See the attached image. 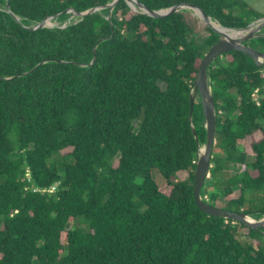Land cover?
Segmentation results:
<instances>
[{
  "label": "trees",
  "instance_id": "trees-1",
  "mask_svg": "<svg viewBox=\"0 0 264 264\" xmlns=\"http://www.w3.org/2000/svg\"><path fill=\"white\" fill-rule=\"evenodd\" d=\"M110 1L0 0V264H264V227L192 196L205 128L198 94L190 119L187 100L220 36L187 8L152 17ZM137 1L192 3L225 27L263 15L240 0ZM49 16L59 24L28 28ZM245 44L264 52V35ZM206 75L215 130L199 196L258 220L264 64L229 50Z\"/></svg>",
  "mask_w": 264,
  "mask_h": 264
},
{
  "label": "water",
  "instance_id": "water-1",
  "mask_svg": "<svg viewBox=\"0 0 264 264\" xmlns=\"http://www.w3.org/2000/svg\"><path fill=\"white\" fill-rule=\"evenodd\" d=\"M116 2L117 0H111L110 2L106 3L104 6H106L110 10ZM125 2L128 4L130 8L137 9L140 12L146 13L152 17L164 16L170 12L177 11L179 9H184V8L190 9L192 13H194V15H196L204 24L208 25L212 31H214L220 36L216 41H214L212 44L209 45V47L202 55L198 63L194 78L192 80V90L193 92H196L199 96V102L201 105V111L204 121L203 126L205 128L204 142L202 146L199 148V153L194 163L192 196L196 207L202 212H205L210 215L231 218L238 222H243L244 224H246L251 228L264 227V216H262L258 220H254L248 217L247 215H244L241 212H234L225 208H221L220 206L210 205L207 202L201 200L199 196V189L203 183V179L208 175L207 172L209 167V156L214 141V130H215V116L213 110L214 104H213L212 96L210 94L206 69L216 56L229 50H239L243 52L248 57H250L256 65L264 64V52L258 51L255 48H252L249 45L245 44V41H248L249 39L255 36L264 35V33L259 32V29L264 25V15L251 20L242 27H225L217 23L221 28L224 29V31H222L212 26L210 21L213 20H211L210 17L202 11V9H200L197 5L192 3L174 4L167 8L151 10L146 8L137 0H125ZM5 5H6V10L10 12L9 9H7L8 4ZM93 10L94 8H90L81 12H72L71 15H82L83 13H87ZM53 17L54 16H49L41 20L40 22L29 26L28 28L34 29L43 26L52 27V25L48 24V21ZM68 18H67V22H68ZM64 25L65 24H62L60 25V27H63ZM102 39L103 38L99 40ZM193 92L189 93L187 100L188 119L191 118V114H192L193 98H194ZM191 133L194 136V140L197 141L195 130L192 126H191Z\"/></svg>",
  "mask_w": 264,
  "mask_h": 264
},
{
  "label": "rangeland",
  "instance_id": "rangeland-1",
  "mask_svg": "<svg viewBox=\"0 0 264 264\" xmlns=\"http://www.w3.org/2000/svg\"><path fill=\"white\" fill-rule=\"evenodd\" d=\"M240 1H242V2L246 3L247 5L253 7L255 10L259 11L261 14L264 15V0H240ZM191 14L194 15V13H192V11H191ZM75 16H76V15H70V17L68 18V20L71 19V18H74ZM195 16H196V15H195ZM198 20H199L200 23L203 24V22H202L199 18H198ZM214 22H215V21H214ZM215 23H216V22H215ZM48 24H49V25H52V26H55V25H58L59 23L56 22V21H54V20H52V19H50V20L48 21ZM61 25H62V24H61ZM192 92H193V90H191V93H192ZM134 123H135V122H134ZM248 159L250 160L251 157L249 156ZM152 175H153V177H156V173H155V171H152ZM236 193H237V192L234 191V192L232 193V195L234 196ZM220 200H221V197H218V198L216 199V202H215V205H216V206H220V204H221V201H220ZM75 223H76V225L81 226L80 223H78V222H75ZM70 227H72V225H71Z\"/></svg>",
  "mask_w": 264,
  "mask_h": 264
},
{
  "label": "built area",
  "instance_id": "built-area-1",
  "mask_svg": "<svg viewBox=\"0 0 264 264\" xmlns=\"http://www.w3.org/2000/svg\"><path fill=\"white\" fill-rule=\"evenodd\" d=\"M251 96H252V99L254 100V102L255 103H258V100H257V96H256V89H253L252 90V94H251ZM31 189L32 190H35V189H37L36 187H34V186H31ZM47 191H50V190H52L50 187L48 188V189H46Z\"/></svg>",
  "mask_w": 264,
  "mask_h": 264
},
{
  "label": "bare ground",
  "instance_id": "bare-ground-1",
  "mask_svg": "<svg viewBox=\"0 0 264 264\" xmlns=\"http://www.w3.org/2000/svg\"><path fill=\"white\" fill-rule=\"evenodd\" d=\"M211 25L214 26L215 28L224 31L223 28H221L217 23H215L214 21H210ZM196 92H193V95L195 96Z\"/></svg>",
  "mask_w": 264,
  "mask_h": 264
}]
</instances>
